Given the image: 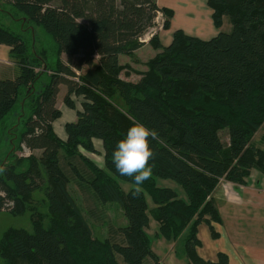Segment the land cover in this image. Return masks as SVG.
<instances>
[{
    "label": "trees",
    "instance_id": "16d2710c",
    "mask_svg": "<svg viewBox=\"0 0 264 264\" xmlns=\"http://www.w3.org/2000/svg\"><path fill=\"white\" fill-rule=\"evenodd\" d=\"M208 5L216 28L227 17L231 30L202 40L179 29L168 46L156 32L149 43L161 52L132 83L121 78L120 56L144 46L159 14L170 29L173 10L156 0H0V13L18 21L14 29L0 25V45L10 47L21 68L15 79H0V149L11 148L0 160V213L31 210L33 220L32 232L10 230L0 241L6 264H159L147 234V196L156 208L157 238L181 240L189 264H229L224 252L216 261L202 259L198 233L206 224L219 236L215 194L222 182L246 185L252 170L264 173V140L255 139L264 127V0ZM37 30L47 45H33ZM62 87L63 103L77 112L66 141L54 130ZM76 98H83L82 110ZM133 120L159 137L149 138L153 172L139 195L124 189L132 178L112 162ZM94 139L103 142L104 168L83 154L96 152ZM23 146L41 155L16 156ZM157 179L177 182L187 198L158 187ZM70 186L85 202L122 209L127 224L116 232L119 241L94 237ZM35 193L44 195L46 218Z\"/></svg>",
    "mask_w": 264,
    "mask_h": 264
},
{
    "label": "crops",
    "instance_id": "0c3cea01",
    "mask_svg": "<svg viewBox=\"0 0 264 264\" xmlns=\"http://www.w3.org/2000/svg\"><path fill=\"white\" fill-rule=\"evenodd\" d=\"M156 1L160 7L171 9L175 14L170 29L161 28L157 31L164 46L171 44L175 32L174 29L178 25L185 26V28L178 26V30H183L185 34L202 40H209L214 35L216 37L224 27L223 25L221 29H217L212 18L213 13H202L200 11L202 6L196 0ZM177 2L178 5L176 4ZM176 9L179 11L181 18V22L178 24L175 21L177 15ZM186 14L192 15L193 18H189ZM186 26L188 27L186 28ZM195 26H199L198 29L200 30L195 31L193 29ZM214 28L216 30L215 32ZM202 37H206L207 39ZM149 41L150 39L144 44V47L152 46ZM157 51L159 53L161 52V50ZM125 56L128 57L129 55L120 56L121 64H123L122 61L124 58H127ZM20 74L21 68L12 55L10 47L0 45V79H15ZM121 78L132 83L138 82L128 79L123 75H121ZM64 88H61L59 100ZM76 99L79 101L77 103L78 110H82L81 103L83 98ZM59 100L58 107L62 111V117L54 123V130L60 139L66 141V125L77 120V112L70 110L62 101L59 102ZM255 139L259 143L264 140V127L256 134ZM93 143L96 149L95 153L100 156L103 155V142L94 139ZM262 146L264 147V145ZM23 149L25 150L24 156L26 157L31 154L36 156L41 155V151L39 150L32 152L24 146ZM83 154L100 168L105 167V160L102 164L99 157V162H96L97 160L93 158L94 153L84 151ZM122 185L124 186V184ZM215 198L222 219V223L216 227L219 236L214 238L210 228L206 224H202L199 227L198 233V238L201 242L198 248L199 256L204 260L216 261L219 253L224 252L229 256V264H264V173L258 170H252L246 185L222 182L216 191ZM156 228L154 227L155 235L158 231ZM170 250L169 248L167 251L170 252ZM181 257L184 264H189L184 254Z\"/></svg>",
    "mask_w": 264,
    "mask_h": 264
},
{
    "label": "rangeland",
    "instance_id": "374dc122",
    "mask_svg": "<svg viewBox=\"0 0 264 264\" xmlns=\"http://www.w3.org/2000/svg\"><path fill=\"white\" fill-rule=\"evenodd\" d=\"M202 7L200 11L202 13L204 12H212L209 8V5L207 3V0H196ZM178 5V2L176 3ZM203 8V9H202ZM8 8H6V11L8 12ZM176 24L181 22V18L179 16V11L176 9ZM6 14L0 13V18L2 19L0 21V25H2L4 28H12L14 29V26L18 24V21H12ZM189 18H193L192 15L186 14ZM166 18L162 16L161 14L158 15L156 19V27L149 31V33L142 39L144 43L148 41V38H151V36L156 33L159 29L162 28L164 21ZM201 25V24H200ZM199 25V26H200ZM180 26V25H178ZM178 26L175 27V31L178 30ZM199 26H195L193 29L195 31H199ZM188 26H186L187 28ZM192 27V25H191ZM174 28V27H173ZM180 28H185L180 26ZM231 30V24L229 22V19L226 17L224 27L219 32H229ZM214 28V32H215ZM218 32V31H217ZM34 46L40 47L39 42L44 44H48L49 41L47 37L44 36V33L42 31H35L34 32ZM215 36V35H214ZM213 36V37H214ZM212 37V38H213ZM204 39H207L206 37H202ZM211 39V38H210ZM159 52L153 48V46H143L138 51H136L131 56H125L127 58H124L122 61V73L124 77L131 79L133 81H138L145 77V75L150 71L151 63L157 58V55ZM65 59V58H64ZM127 81V80H126ZM66 89L64 88L63 92L61 93V97L59 102H63V97L65 94ZM114 102L124 109H126L125 104L116 98H114ZM222 140L224 142V145H228V134L226 131H223L221 133ZM11 150L10 146L8 149L6 147L4 150L0 149V160L6 157V154L9 153ZM25 150H22L20 152H17L18 157H21L24 155ZM39 156V155H38ZM98 156V157H97ZM99 157L101 159V163H104L105 156L103 155H97L94 153V160L96 159V162H99ZM124 184V189L126 191H130L134 188V185L132 184ZM157 186L160 188H171L175 191H177L178 196L186 197V194L183 190V188L175 181L172 180H166V179H157ZM70 190L76 199L82 213L84 214L86 220L88 221L89 225L91 226V229L93 231V235L95 238L99 240H106L107 238L110 239L111 237L117 239L118 241L121 239L120 235L116 233L121 226H125L127 224L126 218L124 216V212L117 204H105L101 205L102 207H98V205H94L89 202L84 201V196L82 197L79 193L78 189L74 186H70ZM33 202L35 201V206L37 207V211L41 213L43 217L46 218L47 213V204L45 203V198L43 193H35L32 197ZM148 203L150 205V225L147 229V234L150 237L151 240V246L154 252L158 255L160 259L159 264H184V261H182V241L179 240L178 242H169L165 239L157 238L155 235L154 227H157L156 229H159V224L157 223V219L153 215L155 211V205L152 202V199L147 196ZM217 201V200H216ZM218 205V204H217ZM32 209V208H28ZM100 213V214H99ZM32 211L27 210L24 214L20 215H14L9 211L1 212L0 213V241L3 239L5 234L10 230H17V229H24L28 232L33 231V222H32ZM157 224H156V223ZM157 231V230H156ZM158 232V231H157ZM168 243V244H167ZM171 249L170 252H168V249ZM122 264H125L123 260L121 259ZM0 264H6L4 260L0 258Z\"/></svg>",
    "mask_w": 264,
    "mask_h": 264
},
{
    "label": "clouds",
    "instance_id": "9594fccd",
    "mask_svg": "<svg viewBox=\"0 0 264 264\" xmlns=\"http://www.w3.org/2000/svg\"><path fill=\"white\" fill-rule=\"evenodd\" d=\"M149 138L158 140V133L139 120H133L126 136L117 142L112 152V162L116 171L125 177H131L134 195H139L142 185L152 176L149 161L154 157ZM3 169H0L2 172Z\"/></svg>",
    "mask_w": 264,
    "mask_h": 264
},
{
    "label": "built area",
    "instance_id": "2783aa9c",
    "mask_svg": "<svg viewBox=\"0 0 264 264\" xmlns=\"http://www.w3.org/2000/svg\"><path fill=\"white\" fill-rule=\"evenodd\" d=\"M154 34H155V33H154ZM154 34H153V35H154ZM153 35H152V36H153ZM152 36H151V37H152ZM148 39H150V38H148Z\"/></svg>",
    "mask_w": 264,
    "mask_h": 264
}]
</instances>
